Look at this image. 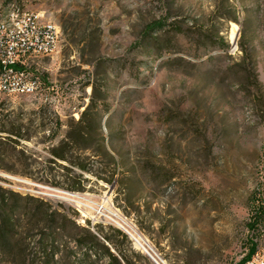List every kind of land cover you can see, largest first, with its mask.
Here are the masks:
<instances>
[{"label": "rangeland", "instance_id": "1", "mask_svg": "<svg viewBox=\"0 0 264 264\" xmlns=\"http://www.w3.org/2000/svg\"><path fill=\"white\" fill-rule=\"evenodd\" d=\"M9 3L61 36L34 65L41 91L0 98V138L20 134L12 154L26 157L0 155V190L90 227L120 229L117 214L158 264H264V0H0V8ZM62 143L67 162L52 155ZM69 174L83 175L73 183L82 191L46 183L65 188Z\"/></svg>", "mask_w": 264, "mask_h": 264}, {"label": "trees", "instance_id": "2", "mask_svg": "<svg viewBox=\"0 0 264 264\" xmlns=\"http://www.w3.org/2000/svg\"><path fill=\"white\" fill-rule=\"evenodd\" d=\"M222 19L238 23L234 16H223ZM163 25L165 27V20L150 25L145 32L152 34L162 29ZM228 47V42L221 39L217 49L226 50ZM240 50L244 51L242 46ZM86 111L81 114L79 123L83 122ZM10 135L4 140L0 138V155L25 163L23 151H17V155L12 154L19 144L20 134L10 132ZM68 146L69 143H62V153L57 152L59 147L52 150L55 160L67 162L65 153ZM8 149L12 151L9 154ZM101 155L115 165L114 157L104 147L103 138ZM78 167L98 180L108 184L113 181L114 173L107 178H100L88 168ZM82 176H65L69 182L65 188L55 178L46 180V183L67 191H82L80 186L75 187L73 184L75 179ZM262 211V206L258 207L247 224L250 232H254L259 225ZM254 255L255 246H251L248 262ZM0 261L6 264H153L148 256L134 249L132 241L120 229L102 225L90 227L88 223L81 225L65 211L48 202L8 190H0Z\"/></svg>", "mask_w": 264, "mask_h": 264}, {"label": "built area", "instance_id": "3", "mask_svg": "<svg viewBox=\"0 0 264 264\" xmlns=\"http://www.w3.org/2000/svg\"><path fill=\"white\" fill-rule=\"evenodd\" d=\"M12 20L16 23V30L10 32H2L0 21V98L31 96L41 91L34 65L57 50L61 36L55 23L45 22L38 14L17 4ZM125 232L134 244L149 253L145 241L141 239L140 244L129 232Z\"/></svg>", "mask_w": 264, "mask_h": 264}, {"label": "bare ground", "instance_id": "4", "mask_svg": "<svg viewBox=\"0 0 264 264\" xmlns=\"http://www.w3.org/2000/svg\"><path fill=\"white\" fill-rule=\"evenodd\" d=\"M15 8H16V4L15 3H9L6 6L2 7V10H0V21H2V32H10V31L16 30V23H14V21L12 20L13 11H15ZM236 38H237V27H236V25L232 24V30H231V34L229 36V40H230V43L232 44V46L235 45ZM115 217H116V220L118 221V224L120 225L119 227L120 228L124 227V230L127 229L126 231L127 232L129 231L131 236L134 239H136L137 241H139L136 238L137 235H133L134 233L136 234V232L131 230L130 226H127L128 224L125 222V220H123L117 214H115Z\"/></svg>", "mask_w": 264, "mask_h": 264}, {"label": "water", "instance_id": "5", "mask_svg": "<svg viewBox=\"0 0 264 264\" xmlns=\"http://www.w3.org/2000/svg\"><path fill=\"white\" fill-rule=\"evenodd\" d=\"M232 45V44H231ZM121 230L126 234V235H128V233H126L125 232V230L123 229V228H121ZM146 254H147V256L155 263V264H158L153 258H152V256L148 253V252H146Z\"/></svg>", "mask_w": 264, "mask_h": 264}]
</instances>
